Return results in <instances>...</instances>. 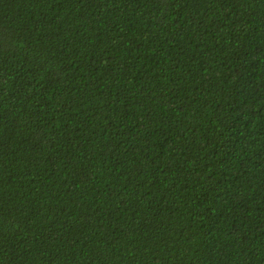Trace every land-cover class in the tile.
<instances>
[{"label": "trees", "instance_id": "1", "mask_svg": "<svg viewBox=\"0 0 264 264\" xmlns=\"http://www.w3.org/2000/svg\"><path fill=\"white\" fill-rule=\"evenodd\" d=\"M0 264H264V0H0Z\"/></svg>", "mask_w": 264, "mask_h": 264}]
</instances>
